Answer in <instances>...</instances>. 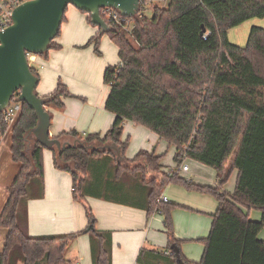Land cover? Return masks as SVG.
Instances as JSON below:
<instances>
[{"label":"trees","instance_id":"trees-1","mask_svg":"<svg viewBox=\"0 0 264 264\" xmlns=\"http://www.w3.org/2000/svg\"><path fill=\"white\" fill-rule=\"evenodd\" d=\"M254 17H264V0H168L165 7L154 5L151 17L136 16L130 34L108 22L111 29L104 34L116 45L119 61L104 69L103 82L109 87L104 107L115 119L103 135L69 130L56 138L69 136L76 146L60 153L48 148L53 150L55 168L70 173L75 201L91 196L142 206L147 215L161 214L171 264H264V240L258 237L264 228V27L251 26L244 46L228 38L230 28ZM87 21L95 26L89 15ZM101 35L96 32L84 47L93 44L99 52ZM54 39L37 56L47 57L50 49L59 48ZM31 70L39 78L37 69L31 66ZM16 96L17 92L12 100ZM40 97L48 111L62 109L64 98L78 96L59 80L50 94ZM21 104L10 127L0 112V140L10 132V158L18 164L0 211V228L5 230L0 264H11L16 249L22 264H69L67 248L82 234L89 236L92 264H112L111 232L96 229L88 206V223L81 231L28 234L27 203L44 192L45 147L33 135L27 136L37 120L34 111ZM124 121L173 145L177 166L185 152L186 158L214 169L216 185L195 183L176 170L161 172L163 155L154 152L140 150L125 158ZM106 144L119 147L121 160L111 150L98 148ZM88 145L94 147L87 149ZM233 170L237 177L229 193L221 187ZM168 184L210 194L217 201L210 231L199 239L204 250L198 262L183 255L182 241L174 235L175 204L158 200ZM251 209L260 212L258 220L249 217ZM142 253L143 249L137 263Z\"/></svg>","mask_w":264,"mask_h":264},{"label":"crops","instance_id":"crops-1","mask_svg":"<svg viewBox=\"0 0 264 264\" xmlns=\"http://www.w3.org/2000/svg\"><path fill=\"white\" fill-rule=\"evenodd\" d=\"M87 16V13H83L73 5H68L65 19L60 25L59 36L54 39L60 47L50 49L47 57L34 56L30 63V66L35 67L39 74L36 86L38 96L50 94L59 80L67 85L70 92L78 96L64 98L62 109H48L50 137L56 138L62 132L69 130H75L80 135L89 133L103 135L115 119V115L104 107L108 91L105 93L101 91L97 97L93 95L90 97L84 91L87 81L82 83L85 77L83 68L87 59L90 58L88 51L91 47H84V45L99 31L96 26L88 23ZM106 58L107 56L104 60ZM118 61L117 57L106 63L116 64ZM83 96L86 101L82 99ZM4 136L0 142L3 141ZM126 139L128 145L124 157L128 159L133 158L140 150L165 156L171 149V157L175 155L173 145L171 148L170 144H166L155 133L132 121H124L121 140ZM60 140L72 142L69 136H62ZM188 159L185 158L184 162L187 163ZM9 160L4 167L7 170L0 173V179H5L0 188V200H3L0 211L8 196V186L18 171V166L14 165L10 154ZM160 163L165 166L162 162ZM43 164V196L31 199L27 203V232L29 235H58L81 231L88 223L85 214V207L88 206L96 219V229L111 232L112 264H171L166 248L168 238L164 231L161 214L147 215L142 206H132L91 196H87L83 202L75 201L72 197L70 173L55 168L53 153L46 148L43 150ZM187 167V171H178L180 176L198 184L216 185L215 171L211 167L192 159H189ZM177 168V165L173 166L167 172ZM236 177L237 171L233 170L221 189L229 193L233 192ZM161 194L167 197L168 203L175 204L171 217L174 235L182 241L181 252L189 260L200 261L204 246L199 239L206 237L210 231L211 216L217 209L216 199L210 194L187 190L176 184L166 185ZM248 214L254 220L260 217V212L256 209H251ZM262 234L259 232L258 237L264 240V232ZM3 242L4 237L1 249ZM141 249L143 253L137 263ZM76 253L83 259V262L75 259L74 263L92 264L88 234H82L76 239Z\"/></svg>","mask_w":264,"mask_h":264},{"label":"water","instance_id":"water-1","mask_svg":"<svg viewBox=\"0 0 264 264\" xmlns=\"http://www.w3.org/2000/svg\"><path fill=\"white\" fill-rule=\"evenodd\" d=\"M68 5L86 12L100 34H104L111 27L100 16L101 8L111 7L122 16L134 17L140 0H27L13 9L11 24L0 30V112L13 94L19 92L18 100L34 111L37 120L27 136L33 135L45 148L55 147L58 153L66 147L76 146L77 141H62L49 136L50 113L45 109L43 98L36 93L39 78L32 72L27 55H39L48 50L60 30ZM93 147L86 146L87 149ZM98 148L111 150L117 160H121L120 149L115 144Z\"/></svg>","mask_w":264,"mask_h":264},{"label":"rangeland","instance_id":"rangeland-1","mask_svg":"<svg viewBox=\"0 0 264 264\" xmlns=\"http://www.w3.org/2000/svg\"><path fill=\"white\" fill-rule=\"evenodd\" d=\"M167 3H168V0H151V2L144 5L142 12L145 16L151 17L152 8L154 5H157L159 7H165ZM253 25L264 27V17L263 18L254 17V18L244 21L240 25L230 28L228 30L229 41L239 46H244L247 41V35L249 32V29ZM89 46L91 47L89 48L88 52H89L90 58L91 56L92 58L87 59V63L83 68L85 77L82 83H85L87 81V83L84 86V91L87 93V95H89L90 97L92 95L93 97L95 96L97 97L99 94H101L100 93L101 91L105 93L109 89L108 85H105L103 82V73L107 65L115 64V63H106V61L108 60L113 61L114 59H117L118 50L116 49V45L110 40L107 34H103L100 37V40L98 43L99 52H96L94 50L93 44L85 46V47H89ZM106 56L107 58L106 60H104ZM79 79H82V78H79ZM82 99L86 101V98L84 96ZM9 145H10V132H7L4 136L3 141L0 142V173L1 171L4 172L7 170V169H4V167L6 166L7 161L8 162L10 161L9 160V154H10ZM171 148H173V146H171ZM50 151L53 153V150H50ZM170 151L165 156H163L161 159V162L165 165L161 168V172L169 171L173 166L177 165L174 159L171 157ZM188 162H189V159H188ZM184 163L187 165L186 162ZM14 165L18 166V164L16 163H14ZM161 172L156 173L155 176L159 177L161 175ZM4 180H5L4 178L0 179V188L3 186ZM33 189H34L33 192L38 191L36 187H34ZM2 203H3V200H0V205ZM171 216H172V211H171ZM19 217L21 218V214ZM260 232L262 234L264 232V228ZM3 237H5V230L0 228V247L2 244ZM1 250L2 249L0 248V252ZM16 250L12 252L11 264H22L20 252L19 250L17 251ZM76 254H77L76 253V240H74L69 244L67 251H66V257L70 261L69 264H74L75 259L80 260L81 263L83 262V259L79 255H76ZM38 264H45V263L44 261H41Z\"/></svg>","mask_w":264,"mask_h":264},{"label":"built area","instance_id":"built-area-1","mask_svg":"<svg viewBox=\"0 0 264 264\" xmlns=\"http://www.w3.org/2000/svg\"><path fill=\"white\" fill-rule=\"evenodd\" d=\"M24 1H27V0H0V30L1 31H3L7 26L11 24V13L13 9ZM149 2H151V0H140L139 10L134 17L122 16L118 10L111 8V7L101 8L100 16L105 20L107 24L109 22L112 25L119 26L120 28L125 30L128 34H130L134 26V18L136 16L141 17L143 15V12H142L143 7ZM34 56L36 55H33V54L27 55L29 65L32 59L34 58ZM120 66H122V63H120ZM15 93L13 94V96L15 95ZM17 93L19 94V92ZM16 97L17 98L15 100H12L11 98L8 105L5 107V109L1 111L3 112V120L7 124V127H10L14 123L15 119L17 118L18 114L21 111L22 102L18 100V96ZM185 158H186L185 152H183L182 153L183 160L179 164L176 171H187L188 167L184 163ZM158 200L162 202H168L167 197L162 194L159 195ZM74 264H80V262H75Z\"/></svg>","mask_w":264,"mask_h":264}]
</instances>
